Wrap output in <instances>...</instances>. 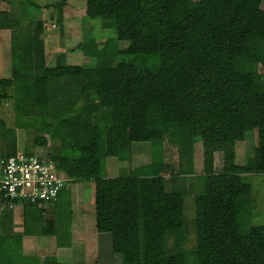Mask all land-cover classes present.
Masks as SVG:
<instances>
[{
    "label": "trees",
    "instance_id": "trees-1",
    "mask_svg": "<svg viewBox=\"0 0 264 264\" xmlns=\"http://www.w3.org/2000/svg\"><path fill=\"white\" fill-rule=\"evenodd\" d=\"M84 1L85 19L99 20L112 34L100 50L84 37L80 51L91 66L65 65L60 54L47 68L40 25L23 34L0 12L10 49V77L0 78V101L11 100L13 110L10 127L0 120V135L11 140V154L0 160L17 152L16 131L32 129L33 146L50 142L46 158L56 170L70 183L92 182L95 230L109 235L120 264H218V238L232 235L246 237L250 264H264V225L250 223L245 182L264 175V74L256 70L264 68L261 0ZM85 101L97 107L88 125L52 127L85 113ZM252 131L251 156L236 165L235 145ZM197 141L203 153L220 154L221 173L191 176ZM132 143L148 145L149 163L106 177L105 160L128 161ZM170 148L176 171L166 160ZM180 176L192 178L187 190L176 187ZM186 193L193 199L189 222ZM1 204L9 208L0 197ZM23 205L32 209L23 217L27 232L32 223L40 225V214L37 205ZM56 212L64 226L69 223L70 217ZM191 234L193 245L184 248ZM13 242L0 236V264H14L20 256L19 239Z\"/></svg>",
    "mask_w": 264,
    "mask_h": 264
},
{
    "label": "rangeland",
    "instance_id": "rangeland-1",
    "mask_svg": "<svg viewBox=\"0 0 264 264\" xmlns=\"http://www.w3.org/2000/svg\"><path fill=\"white\" fill-rule=\"evenodd\" d=\"M84 3V0H0V12L8 13L9 17L15 21L14 27L20 29L23 34H31L36 27L38 28V24L40 25L41 52L44 65L47 68L54 67L60 54L65 65L91 66L93 61L83 56L80 51L84 37H91L97 49L100 50L104 40L112 36V34L110 30L101 28L99 20L85 19ZM259 7L264 11V0H261ZM124 45L123 42L117 43L118 48H123ZM8 49L9 31L5 30L0 35V51L4 50L5 57V61L0 64V78L5 77V79L10 77V71L7 69L10 67L8 65L10 62L7 59ZM256 70L264 74V68L261 66H257ZM6 92L9 93L10 89H6ZM82 110L85 113L54 123L52 127H63L74 122H82L88 125L90 123V114L96 112L97 107L94 103L85 101L82 105ZM0 120L4 121L7 127L12 125L13 110L11 100L0 101ZM192 130L193 136L198 138L200 135L199 124L194 123ZM251 133L252 135L248 136L244 142L235 145L234 162L236 165H242L244 160L251 156V149L256 144L255 131ZM8 136L5 133L0 135V157H6V155L11 154L10 151L6 152L11 143ZM34 136L35 133L32 129L16 131V151H31L35 155L47 157L51 151L50 142L45 147L33 146ZM140 145L142 146L143 144ZM139 150H144L146 157L148 156L146 144L140 147ZM166 160L170 162L173 170L176 171L178 159L174 149L170 148L166 151ZM219 160H221L220 154H205L201 150L200 141L195 142L192 153L193 174L191 176L221 173L222 165ZM160 175L167 178L168 172H163ZM179 178L176 187L181 186L182 189L187 190L192 178L190 176H180ZM245 182L249 185L248 195L251 202L249 210H252L250 212V223L255 226L264 225V175L247 176ZM65 190L66 192L62 195L63 200L61 199V202L56 205V210L60 216L63 218L70 217L69 219L75 220L76 215L73 210L76 208L73 205L76 204L82 206L81 208L86 213L90 212L93 204L92 182H71L68 183ZM69 192L72 195L70 200ZM40 206L42 207L44 204ZM183 207L185 219L189 222L193 211V199L190 193L184 195ZM188 239V242L183 245L184 248H189L193 245L192 234ZM218 241V264H250L245 236H222L218 238ZM87 263L92 264L93 261H88ZM73 264H77L75 259Z\"/></svg>",
    "mask_w": 264,
    "mask_h": 264
},
{
    "label": "crops",
    "instance_id": "crops-1",
    "mask_svg": "<svg viewBox=\"0 0 264 264\" xmlns=\"http://www.w3.org/2000/svg\"><path fill=\"white\" fill-rule=\"evenodd\" d=\"M1 32L4 31H0V35ZM7 52V59L10 62V49ZM4 58V50H2L0 51V64L5 61ZM140 144L132 143L130 145L131 155L128 161L119 162L115 158H107L105 160L106 177L115 178L119 171L128 172L148 164L150 161L149 148L146 157V152L139 150L146 143ZM146 146L148 147L147 144ZM219 161L221 162V160ZM88 182L90 183V181ZM62 195L55 202L44 204L42 207L40 205L35 206L39 211L35 214H40V225L32 223L27 232L23 231V217L24 215L29 216L32 209L27 207L28 205L24 209V205L21 203H14L9 208H3V204L0 205V219L1 215L4 214V221L0 222V236H7L8 239L13 238L14 242L15 239H19L20 256H17L14 264H44L46 259H52L61 264H73L74 259L77 264H88V261H93L92 264H120L119 256L111 252L109 235L97 233L95 230L93 204L89 213H86L79 204L73 205L76 208L73 210L76 215L75 220L69 219V223L65 226L62 224L63 222H60L56 205L61 201ZM70 197L72 195L69 192V200ZM192 219L193 212L189 221ZM41 225H47L46 233H40Z\"/></svg>",
    "mask_w": 264,
    "mask_h": 264
},
{
    "label": "built area",
    "instance_id": "built-area-1",
    "mask_svg": "<svg viewBox=\"0 0 264 264\" xmlns=\"http://www.w3.org/2000/svg\"><path fill=\"white\" fill-rule=\"evenodd\" d=\"M70 183L46 157L16 152L0 161L1 200L21 204H49Z\"/></svg>",
    "mask_w": 264,
    "mask_h": 264
},
{
    "label": "water",
    "instance_id": "water-1",
    "mask_svg": "<svg viewBox=\"0 0 264 264\" xmlns=\"http://www.w3.org/2000/svg\"><path fill=\"white\" fill-rule=\"evenodd\" d=\"M163 172H166V171H161V173H163Z\"/></svg>",
    "mask_w": 264,
    "mask_h": 264
}]
</instances>
